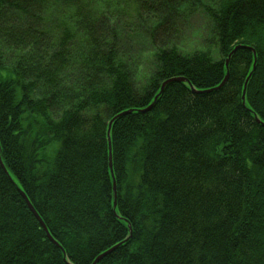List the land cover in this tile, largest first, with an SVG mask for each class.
<instances>
[{
	"label": "trees",
	"instance_id": "obj_1",
	"mask_svg": "<svg viewBox=\"0 0 264 264\" xmlns=\"http://www.w3.org/2000/svg\"><path fill=\"white\" fill-rule=\"evenodd\" d=\"M0 157V264H264V0H0Z\"/></svg>",
	"mask_w": 264,
	"mask_h": 264
},
{
	"label": "rangeland",
	"instance_id": "obj_2",
	"mask_svg": "<svg viewBox=\"0 0 264 264\" xmlns=\"http://www.w3.org/2000/svg\"><path fill=\"white\" fill-rule=\"evenodd\" d=\"M206 1V0H204ZM188 23L186 24V20L182 21V30H180V35L177 36V42L180 43L184 48L194 50L201 48H211V50L215 51V46L211 43L205 44L204 39L208 36V31L206 28V20L202 16L200 12L195 11L194 14L189 16ZM130 36V35H129ZM142 36L140 37V39ZM130 39V38H129ZM131 42H133L130 39ZM209 45V46H208ZM212 45V46H210ZM150 44L148 45V47ZM215 54V52H214ZM145 57L149 58L150 53L144 54ZM141 66H139L140 68ZM53 155V151H50L48 157Z\"/></svg>",
	"mask_w": 264,
	"mask_h": 264
},
{
	"label": "water",
	"instance_id": "obj_3",
	"mask_svg": "<svg viewBox=\"0 0 264 264\" xmlns=\"http://www.w3.org/2000/svg\"><path fill=\"white\" fill-rule=\"evenodd\" d=\"M238 48H239V47L235 48L234 51H233L231 54L235 53L236 50H237ZM226 64H227V65L229 64V60H227ZM227 79H228V75H227L226 79L224 80V82L221 84V86H220L219 88H221V87L227 82ZM172 80H184V79H171V80H169V81H172ZM169 81H167L166 83H168ZM166 83H164V85L162 86V88L165 86ZM219 88H218V89H219ZM244 97H245V91H244L243 98H244ZM109 132H110V129H109ZM110 149H111V147H110ZM0 161H1V157H0ZM110 165H111V158H110ZM23 196H24V195H23ZM24 198H25V200H26L28 206L30 207L31 211L34 213L35 217L38 219V221L40 222V224L42 225V227H43V228L45 229V231L47 232L46 225L44 224V222H43V220L41 219V217H40V216L38 215V213L35 211V209L33 208L32 204L30 203V201H29L25 196H24ZM48 236H49V238H50L51 240H53L52 237H51L50 235H48ZM53 241H54V240H53ZM55 243H56V242H55ZM105 254H106V253H105ZM103 255H104V254H103Z\"/></svg>",
	"mask_w": 264,
	"mask_h": 264
}]
</instances>
